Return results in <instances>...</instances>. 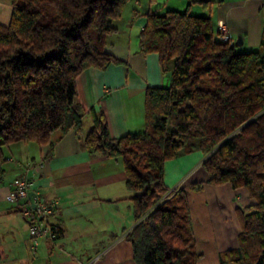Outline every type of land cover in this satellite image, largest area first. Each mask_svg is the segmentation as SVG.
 <instances>
[{"label": "trees", "instance_id": "obj_1", "mask_svg": "<svg viewBox=\"0 0 264 264\" xmlns=\"http://www.w3.org/2000/svg\"><path fill=\"white\" fill-rule=\"evenodd\" d=\"M128 1L11 0L9 23L0 24V168L6 145L49 144L57 130L80 137L76 79L119 62L104 51L105 38ZM143 16L139 51L156 53L163 72L172 63L170 85L145 89L142 132L113 138L103 116L93 114L83 140L89 153L123 163L133 261L196 264L187 193L166 196L163 166L200 151L207 184L246 188L254 200L235 209L238 245L221 252L218 264H264V31L257 50L236 53L231 40L215 37L208 16Z\"/></svg>", "mask_w": 264, "mask_h": 264}, {"label": "crops", "instance_id": "obj_2", "mask_svg": "<svg viewBox=\"0 0 264 264\" xmlns=\"http://www.w3.org/2000/svg\"><path fill=\"white\" fill-rule=\"evenodd\" d=\"M131 2V3H130ZM148 0L128 1L105 38L104 51L118 63L105 69L88 68L76 79V102L82 110V133L53 132L50 143L17 142L2 148L0 168V264H135L126 234L135 225L132 193L125 187L121 159L89 153L84 137L93 127V114L106 121L111 137L145 129L144 92L168 87L172 63L163 72L156 53L139 51L144 14L159 9L208 16L215 37L225 25L236 53L255 51L264 31L263 0ZM11 0H0V24L9 23ZM51 144V145H50ZM200 151L168 160L163 183L170 191L187 193L195 239L196 264H218L219 254L237 247L240 225L235 213L254 200L246 188L207 184ZM57 211L50 221L60 230L56 245L41 241L30 249L28 221L19 206L7 201L12 181L23 172ZM202 182L199 191L190 185Z\"/></svg>", "mask_w": 264, "mask_h": 264}, {"label": "built area", "instance_id": "obj_3", "mask_svg": "<svg viewBox=\"0 0 264 264\" xmlns=\"http://www.w3.org/2000/svg\"><path fill=\"white\" fill-rule=\"evenodd\" d=\"M188 3L197 0H186ZM219 38L224 41L230 40L225 25L218 27ZM178 188H173L166 194H173ZM31 193V199L28 194ZM6 199L11 204L19 206L24 219L28 221V233L30 239V249L35 252L41 241H46L50 245H56L57 225L50 221L56 213L55 202L48 201L46 197L35 187L34 181L28 177L27 172H23L12 181V190L6 195Z\"/></svg>", "mask_w": 264, "mask_h": 264}, {"label": "rangeland", "instance_id": "obj_4", "mask_svg": "<svg viewBox=\"0 0 264 264\" xmlns=\"http://www.w3.org/2000/svg\"><path fill=\"white\" fill-rule=\"evenodd\" d=\"M133 1V0H130ZM157 2H160V4L158 6H161V0H157ZM187 2V1H186ZM131 3V2H130ZM167 9H159V13L165 12ZM190 13V12H189ZM192 14V13H190ZM193 15V14H192ZM197 16V15H196ZM58 240V239H57Z\"/></svg>", "mask_w": 264, "mask_h": 264}, {"label": "water", "instance_id": "obj_5", "mask_svg": "<svg viewBox=\"0 0 264 264\" xmlns=\"http://www.w3.org/2000/svg\"><path fill=\"white\" fill-rule=\"evenodd\" d=\"M232 46L234 45V43L231 44ZM29 199H31V193L28 194Z\"/></svg>", "mask_w": 264, "mask_h": 264}]
</instances>
